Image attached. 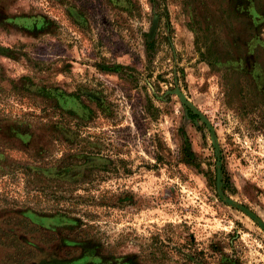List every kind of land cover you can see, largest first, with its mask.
I'll use <instances>...</instances> for the list:
<instances>
[{"label":"rangeland","instance_id":"1","mask_svg":"<svg viewBox=\"0 0 264 264\" xmlns=\"http://www.w3.org/2000/svg\"><path fill=\"white\" fill-rule=\"evenodd\" d=\"M0 166V264H264V0H0Z\"/></svg>","mask_w":264,"mask_h":264},{"label":"trees","instance_id":"2","mask_svg":"<svg viewBox=\"0 0 264 264\" xmlns=\"http://www.w3.org/2000/svg\"><path fill=\"white\" fill-rule=\"evenodd\" d=\"M161 1L164 2L165 0H161ZM160 11L162 13H160V12L158 13L157 12L156 17L153 20L152 31H151V35L150 36L153 35V37H154V34H156V28L159 26V22L162 21L164 19V17H165V19H168V17H169L167 9L165 7H160ZM130 80H132V78ZM13 91L17 92L18 94L29 93L27 90L18 89V88L14 89ZM22 121L26 122L24 119ZM77 122H78V120H77ZM74 127L77 128V130H82V128L84 127V121H82V123L78 122L77 124L74 125ZM54 130H55V135L57 136V133H58V132H56L57 129L54 128ZM55 135L54 136L50 135V137L53 138L52 143H53V146L56 148L58 142H62V141H60L58 136L56 138ZM82 152L88 153L87 151H84V150ZM73 156H74V154L65 155L63 157V159L61 161H59V165L64 166V167H70V166L76 165V161H75ZM21 164L26 165V162L21 161ZM115 166H107L106 165L104 167H95V168L90 169L88 171V173H87V177L85 178V181H84L83 184L84 185H88V186H92V185L96 184L99 180L103 181V178H102L103 176L109 175L112 172H116V171H114L115 170ZM18 167H20V166L17 165V168ZM5 168L6 167H1L0 166V172H2ZM19 169H21V168H19ZM27 181H28L27 182L28 188H32L35 192H37L39 194H42V195H45L46 197L48 196V192L47 191L50 190L52 188V185H53V188L51 190V194H49V196L53 197L55 202H57V201L58 202L67 201L69 199V197H70L69 193L73 192V189H71V191H70V188L73 185H70V183H67V182L54 181V180H51V179H44V180L40 179V180H36V181L35 180H27ZM44 181H47V183H48L45 186H43V184H42ZM76 187H79V185H76ZM60 192H63L66 195L65 194H60ZM91 198H93L92 199L93 202H94V199H96L95 197H91ZM77 199H83L84 200V196H78ZM99 201L101 202L102 200H99ZM95 202H97V201H95ZM90 203H92V201H90ZM199 254L200 255H204V252H200Z\"/></svg>","mask_w":264,"mask_h":264}]
</instances>
